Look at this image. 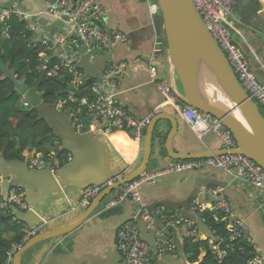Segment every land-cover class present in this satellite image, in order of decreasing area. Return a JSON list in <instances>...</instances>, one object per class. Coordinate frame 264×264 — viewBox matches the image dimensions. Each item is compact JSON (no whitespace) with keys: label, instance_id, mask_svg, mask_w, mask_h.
<instances>
[{"label":"crops","instance_id":"1","mask_svg":"<svg viewBox=\"0 0 264 264\" xmlns=\"http://www.w3.org/2000/svg\"><path fill=\"white\" fill-rule=\"evenodd\" d=\"M100 2L106 11L104 29L107 32H119L125 38V41L110 54L113 55L112 62L126 63L125 69L118 72L122 79V83L119 84L120 90L112 92L118 99V104L137 119L154 114L155 110H159L156 116L164 115L172 120L174 118L177 129L171 148L176 154H217L223 151L220 140L212 133H206L199 139L174 107L166 103L165 97L158 91L156 83L150 81L149 75L138 71L132 64L136 58L143 62L147 61L156 48L160 56L157 60V82L167 84L179 96L182 95L176 73L166 56L160 14L151 18L144 0H100ZM56 3V0H6L3 6L13 8L29 17L34 26L31 32L35 40L50 41V57H57L62 50H68L71 55H76L72 49L78 46L72 45L76 35L66 23V18L47 14L48 9ZM13 13L16 15L18 12ZM245 33V43L241 44L242 56L255 74L258 83L264 84V41H259L258 37L251 33L246 31ZM58 38L64 39L63 45L56 44ZM83 119H88V122ZM159 124L163 133L154 135L146 173L162 168L165 165L164 160L169 158L164 146L171 124L167 120ZM81 127L85 133H93L96 140L104 143L114 165L127 173L139 167L143 158L142 143L134 141L124 129L107 133L106 125L98 126L90 115L81 118ZM12 143L15 148L20 149L16 139H12ZM43 144L48 152H54L60 146L59 140L55 137L47 138ZM51 147L55 149L50 151ZM20 160L23 161V155ZM203 180L225 184L232 194V200L229 201L235 217L238 216L248 222L263 245L264 192L247 183L232 181L219 170L206 168L194 173L161 177L153 185L141 186L139 193L151 207L162 201L182 202L188 196L198 193L197 184ZM82 190L83 188L77 184L62 185L58 182L55 188L50 190L47 188L44 191L23 190L24 196L27 192L24 198L28 209L21 212L28 210L33 212L29 217V223L34 224V227L41 226L42 232L66 227L74 223L86 209L76 208ZM118 192L119 190L114 191L109 197H105L101 206L73 232L44 240L28 249L20 256L19 264H89L94 259L102 258L113 249L117 229L129 225L130 212L134 209L130 199L110 209H103L105 203L119 195ZM4 193L0 184V199L4 198ZM23 225L24 229H28V226ZM174 236L179 247L175 255L165 257L166 264H190L187 261L188 254L184 251V244L186 242L191 244L197 240L204 241L205 237L198 231H187L185 228L179 229Z\"/></svg>","mask_w":264,"mask_h":264},{"label":"built area","instance_id":"2","mask_svg":"<svg viewBox=\"0 0 264 264\" xmlns=\"http://www.w3.org/2000/svg\"><path fill=\"white\" fill-rule=\"evenodd\" d=\"M57 3L48 9V15L55 17L62 16L66 18V23L75 33L76 39L72 41L73 46L78 45V39L82 41L83 46L89 54H97L103 51L112 54L117 46L125 41L124 36L119 32H107L104 29V21L106 20V11L100 0H56ZM149 16L152 18L159 14L158 4L156 0H144ZM192 4L202 19L205 28L224 54L231 70L233 71L238 83L241 85L245 93L258 103L264 110V84H259L255 74L251 70L247 61L242 56L241 44L245 43V31L239 28V21L236 16L237 0H191ZM260 6V10H264V0H256ZM0 0V24L8 19L12 11L11 8H4ZM16 17L25 23V28L32 31L33 24L29 17L23 13H16ZM45 47V55L42 60V68L46 69V57H50V41H38ZM56 44H64L63 38H58ZM155 48L152 55L143 62L136 58L132 64L141 72H146L152 83H156L157 89L165 97L166 103L172 105L176 112L184 119L189 128L197 135L199 139L206 133H212L221 142L222 150L226 151V155H218L204 159L173 161L170 158L164 160L165 165L150 173H144L135 181L129 183L119 189V195L111 201H108L103 209H110L117 204L125 201L129 196L134 204V209L130 212V220L132 226H124L115 232V247L120 255V264H157L155 260H159L165 255L174 254L175 244L173 238L169 237L165 231L169 228L177 229L184 227L187 230L195 228L192 222L185 217L170 212L164 207H156L149 210V203L140 195L139 189L143 185H153L159 178L178 175L183 173L198 172L206 168H212L221 171L232 181L247 183L257 190L264 192V170L253 163L251 160L242 155L229 154L236 150V142L232 138L228 130L223 125L211 117L194 108L187 106L182 99L167 84L157 82V60L160 56ZM79 60L76 53L70 54L68 50H62L57 56V65L54 70H63L70 78V85L73 88H81L84 96L77 98L74 94L67 97L69 104H77L75 113L72 117L76 127L80 126L79 118L85 111L97 123V125L105 124V132L110 133L115 130L124 129L129 136L137 142H142L144 132L149 122L154 118L159 110H155L143 119H137L125 110L115 101V96L107 87L119 85L112 79L113 75L120 77L118 72H122L125 62H110L105 71L101 73L91 85L86 84V76L82 72L76 73L75 63ZM48 65V64H47ZM49 76L50 73H47ZM25 107L28 104L22 101ZM60 105V104H59ZM57 153L48 152L47 154H37L34 156H23V161L27 167L32 170H47L51 175H55L61 166L70 161L67 155L64 162L56 160ZM121 179V176L103 184L85 187L79 199L76 208H86L100 192L108 185ZM2 178L0 177V184ZM11 179H8V183ZM223 192L221 187H201L199 196L202 199L215 200ZM10 206H14L20 211L28 209L23 197V190L20 187H10L5 198L0 199V210H8ZM189 212H212L217 213L218 217L213 216L215 221L223 222L228 226L229 235L226 240L217 238L216 243L212 247V254L220 261L225 257V252L218 248L219 244H224L229 250L233 251L229 245L240 242L238 251L248 256L246 264H262L264 256L256 246L250 236L248 227L243 221L238 220L233 212L232 205L229 200L222 197L217 202L211 204L200 203L197 200L190 201L188 205ZM157 219L162 225V229L156 227L154 219ZM144 224L147 232L153 233L154 247L156 249V259H151L149 245L140 238L137 223ZM41 226L33 229H25L24 240L37 235L41 231ZM17 248H13L10 253L13 254Z\"/></svg>","mask_w":264,"mask_h":264},{"label":"water","instance_id":"3","mask_svg":"<svg viewBox=\"0 0 264 264\" xmlns=\"http://www.w3.org/2000/svg\"><path fill=\"white\" fill-rule=\"evenodd\" d=\"M159 14L162 22L164 41L166 45V56L176 73L181 86L182 101L189 107L194 108L204 114L218 120L223 127L229 131L236 142V150L229 154L242 155L251 160L257 166L264 170V118L261 116L256 104L245 93L238 83L233 71L231 70L224 54L213 40L210 33L204 26L202 19L196 12L191 0H156ZM236 16L239 21V27L248 33L258 37V40L264 41V10L256 0H237ZM78 46L73 47V51L79 55V60L75 63V68L81 70L86 76V84L91 85L94 80L105 71L107 65L112 62V56L103 51L97 54H89L83 46L80 39ZM0 72L13 85V90L22 95L31 109L35 110L40 119L44 120L51 130L53 137L60 142V150L67 152L70 161L60 167L59 171L53 176L47 170H30L26 163L21 160L5 161L0 155V176L2 178L1 186L5 192V198L10 187H20L24 191L36 189L44 191L54 189L59 184L74 183L81 188L88 186L103 185L119 176L121 179L108 185L85 209L82 215L72 224L52 231L41 232L19 246L11 259V264H19L20 256L33 246L44 240L60 237L69 234L79 228V226L100 206L102 201L111 192L117 191L123 186L139 178L147 170V165L151 157L154 135L162 134L160 122L167 120L171 124V129L166 137L165 151L172 160L184 161L194 159L210 158L218 155L228 154L221 151L217 154H199V155H180L172 151L171 142L176 133L177 124L175 119H168L164 115L155 116L147 125L142 140L143 158L136 169L126 172L114 165L111 155L108 153L104 143L96 140L91 132L85 133L83 127L75 129L71 116L64 112L58 106V102L52 105H45L38 96L36 89H29L23 77H17L0 61ZM200 72H206L221 83L223 88L230 94L225 96L222 92L208 87H200L198 75ZM115 82L122 83V79L116 75L112 76ZM106 90L114 92L120 90V85L107 87ZM221 94V95H218ZM221 96V98L219 97ZM225 99L228 101L226 102ZM117 102L118 99L115 98ZM124 108V107H123ZM125 109V108H124ZM126 110V109H125ZM88 122V119H83ZM11 182L8 183V179ZM209 185L223 188L221 195L217 199H202L196 192L188 196L182 202L162 201L154 204L149 210L157 206L174 211L183 216L197 226V231L202 234L206 240L215 241V237L207 229L200 218L194 213H189L188 203L192 199H198L202 202H217L222 197L232 200V194L225 187L224 183L201 181L197 184V190ZM27 196V192L25 196ZM127 199H131L127 197ZM15 220L32 229L34 224L29 223V217L33 212H21L14 207H10ZM250 236L260 249L264 256V244L262 245L254 232L252 226L245 220ZM39 223V222H36ZM35 223V224H36ZM156 227L162 229V225L155 218ZM131 226V224L129 223ZM138 231L140 238L150 247L151 257L156 256L154 247V238L152 232H147L143 223L138 222ZM167 234L168 232L165 231ZM176 247H179L175 239ZM218 248L225 252L227 259L233 264H246L248 256L246 254H236L229 250L224 244H219ZM165 258L157 261V264H166ZM89 264H120V255L114 245L113 249L108 251L102 258L94 259ZM264 264V262L262 263Z\"/></svg>","mask_w":264,"mask_h":264},{"label":"trees","instance_id":"4","mask_svg":"<svg viewBox=\"0 0 264 264\" xmlns=\"http://www.w3.org/2000/svg\"><path fill=\"white\" fill-rule=\"evenodd\" d=\"M3 24H0V61L17 77H23L27 88H35L45 105L58 102L63 111L74 113L77 104H69L67 97L74 94L80 98L85 93L81 88L71 87V77L63 70H54L58 63L57 57L47 56V68L43 69L44 56L41 55H45V47L35 40L24 23L11 13ZM74 71L81 72L76 68ZM22 99L24 100V97L13 90L11 82L0 72V155L5 161L20 160L21 155L47 154L43 143L47 138L53 137L45 121L39 118L35 110L26 108ZM261 116L263 117L262 114ZM12 139H16L20 149L14 147ZM56 153V160H66L67 152L57 149ZM3 212L5 213H0V264H11L10 250L24 243V225L14 219L9 208ZM198 213L201 222L213 234L215 241L197 240L191 244L186 242L184 251L188 254V263L233 264L226 256L218 261L210 247L211 243L212 247L214 246L217 238L226 240L229 235L228 226L215 221L213 216L218 217L217 213ZM239 245L240 242H237L229 247L240 255Z\"/></svg>","mask_w":264,"mask_h":264},{"label":"clouds","instance_id":"5","mask_svg":"<svg viewBox=\"0 0 264 264\" xmlns=\"http://www.w3.org/2000/svg\"><path fill=\"white\" fill-rule=\"evenodd\" d=\"M4 2H5V1H4ZM4 2H3V3H4ZM3 3H2V6H3ZM3 7H4V6H3ZM4 8H9V7H4ZM11 9H12L13 12H18V11H15L13 8H11ZM23 101H25V102L27 103V101H26L25 99H24ZM117 103H118V102H117ZM27 104H28V103H27ZM59 104H60V103H58V106H59V108H61V106H60ZM26 108L31 109V107L29 106V104H28V107H26ZM61 109H62V108H61ZM75 111H76V110H75ZM64 112H66V111H64ZM82 112H83L82 116L78 117V118H79V123H80V126H79V127H76V124L74 123L73 117L71 116V115H72V112H71V113L68 112V113L70 114V116H71L72 123H73V125H74V127H75L76 130H78V129L81 127V118H85V116L88 115V114L85 113L84 110H82ZM74 113H75V112H74ZM94 123H96V122L94 121ZM58 150H60V146H59ZM60 151H62V150H60ZM54 152L56 153V151H54ZM67 155H68V154H67ZM57 156H58V155H57ZM171 160H172V159H171ZM173 161H177V160H173ZM145 173H146V171H145ZM190 173H194V172H190ZM143 174H144V173H143ZM143 174H142V175H143ZM142 175H141V176H142ZM141 176H140V177H141ZM0 177H1V176H0ZM137 179H138V178H137ZM134 181H135V180H134ZM127 185H128V184H127ZM123 187H124V186H123ZM123 187H121V188H123ZM202 187H205V186H202ZM208 187H211V186H208ZM121 188H120V189H121ZM200 188H201V187H200ZM200 188H199V189H200ZM199 189H198V197H200V196H199ZM22 190H23V189H22ZM103 190H104V189H103ZM118 190H119V189H118ZM118 190H117V191H118ZM111 193H112V192H111ZM128 197H129V196H128ZM200 198H201V197H200ZM1 199H2V198H1ZM226 199H227V198H226ZM104 200H105V199H104ZM104 200H103V201H104ZM126 200H127V199H126ZM192 200H197V201H199V202L201 203V201L198 200V199H196V198H195V199H192ZM192 200H190V201H192ZM206 200H207V199H206ZM227 200H228V199H227ZM103 201H102V203H103ZM130 201H131V199H130ZM190 201H189V203H190ZM91 202H92V201H91ZM102 203H101V204H102ZM189 203H188V205H189ZM202 203H204V204H211L210 202H202ZM90 204H91V203H90ZM90 204H89V205H90ZM101 204H100V206H101ZM105 204H106V203H105ZM105 204H104V205H105ZM89 205H88V206H89ZM88 206H87V207H88ZM100 206H99V207H100ZM87 207H86V208H87ZM99 207H98V208H99ZM157 207H162V206H157ZM98 208H97V209H98ZM149 208H151L150 204H149ZM155 208H156V207H155ZM155 208H154V209H155ZM152 210H153V209H152ZM167 210H168V209H167ZM187 210H188V208H187ZM169 211H170V210H169ZM2 212H3V211L0 210V213H2ZM170 212L175 213L174 211H170ZM188 212H189V211H188ZM189 213H194L197 217H199V213H195V212H189ZM203 213H204V212H203ZM205 213H211V212H205ZM175 214H176V213H175ZM177 215H179V214L177 213ZM179 216H180V215H179ZM182 217H183V216H182ZM186 219H187V218H186ZM189 221H190V220H189ZM190 222H191V221H190ZM129 223H130L131 226H132V223H131L130 218H129ZM192 224L194 225L193 222H192ZM129 226H130V225H128V227H129ZM123 227H124V226H123ZM194 227H195V228H192V229H189V230H187L186 228H185V229H186L187 231H197V226L194 225ZM34 228H35V227H34ZM32 229H33V228H32ZM24 230H25V229H24ZM29 230H30V229H29ZM41 232H42V230H41L39 233H41ZM138 232H139V231H138ZM167 232H168L167 235H168L169 237L173 238V240H174V244H175V239H176V237L174 236V234H173L171 231H168V230H167ZM39 233H38V234H39ZM148 233H149V232H148ZM211 234H212V233H211ZM35 236H36V235H35ZM33 237H34V236H33ZM31 238H32V237H31ZM31 238H29V239H31ZM29 239H28V240H29ZM28 240H26V241H28ZM176 240H177V239H176ZM205 240H206V239H205ZM26 241L24 240V243H25ZM143 241H144V240H143ZM208 241H209V240H208ZM24 243H23V244H24ZM210 247H211V250H212V243L210 244ZM13 248H17V249H18L19 246H14ZM13 248H12V249H13ZM12 249H11V250H12ZM17 249H16V251H17ZM176 249H177V247H176V244H175V251H174V254H171V255H175V253H176ZM11 250H10V251H11ZM16 251H15V252H16ZM15 252H14L13 254L10 253V261H11L13 255L15 254ZM211 252H212V251H211ZM233 252H234V251H233ZM150 253H151V251H150ZM167 256H169V255H165V256H163L162 258H165V257H167ZM162 258H160L159 260H161ZM151 259L155 260V259H156V256H155L154 258L151 257ZM159 260H155L156 263H157V261H159ZM11 262H12V261H11Z\"/></svg>","mask_w":264,"mask_h":264},{"label":"bare ground","instance_id":"6","mask_svg":"<svg viewBox=\"0 0 264 264\" xmlns=\"http://www.w3.org/2000/svg\"><path fill=\"white\" fill-rule=\"evenodd\" d=\"M20 22L24 23L23 21H20ZM24 25H25V23H24ZM198 83H199L200 87H208L210 89L212 88V90H215L217 88V89H219L222 92V94H224L225 96H228L229 98H231L230 97V94L223 88V86L216 79V77H214L213 75H211L209 73L200 72L199 75H198ZM217 92H218V90H217ZM218 95H221V94L218 93ZM219 97L221 98V96H219ZM225 101L228 102L226 99H225ZM23 197H24V192H23ZM24 201H25V198H24ZM10 207H14V206H10ZM10 207H9V210H10ZM15 209L18 210V211H20L17 208H15ZM4 211H8V210H4ZM14 219H15V217H14Z\"/></svg>","mask_w":264,"mask_h":264},{"label":"rangeland","instance_id":"7","mask_svg":"<svg viewBox=\"0 0 264 264\" xmlns=\"http://www.w3.org/2000/svg\"><path fill=\"white\" fill-rule=\"evenodd\" d=\"M4 1H6V0H4ZM240 28V27H239ZM241 29V28H240ZM242 30V29H241ZM246 35V33L244 34V36ZM256 104V106L258 107V109L260 110V112H261V114L263 115V117H264V110L260 107V105L256 102L255 103ZM55 149V147H51L50 148V151H53ZM113 193V192H112ZM111 193V194H112ZM110 194V195H111ZM107 197H109V195L107 196ZM106 197V198H107ZM181 228H184V227H179V228H177V229H174V228H169V230L173 233V234H176V232L179 230V229H181Z\"/></svg>","mask_w":264,"mask_h":264}]
</instances>
